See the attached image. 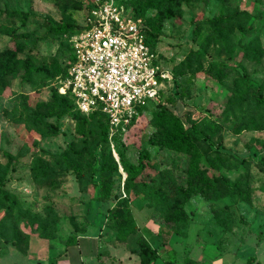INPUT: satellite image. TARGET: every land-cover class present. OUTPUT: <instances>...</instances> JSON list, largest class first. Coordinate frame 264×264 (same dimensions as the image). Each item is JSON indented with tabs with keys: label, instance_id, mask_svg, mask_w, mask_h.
Instances as JSON below:
<instances>
[{
	"label": "rangeland",
	"instance_id": "374dc122",
	"mask_svg": "<svg viewBox=\"0 0 264 264\" xmlns=\"http://www.w3.org/2000/svg\"><path fill=\"white\" fill-rule=\"evenodd\" d=\"M132 2L129 14L160 37L154 52L169 78L156 99L159 105L147 106L127 132L109 139L55 92L56 76L70 63L72 32L84 22L85 2L0 0V254L13 257L3 264L24 261L31 238L60 251L93 223V232L108 223L102 235L107 247L115 245V217L108 214L120 194L131 200L137 222L153 225L155 233L185 228L190 220V249L168 250L176 262L189 264L191 257L203 255L196 240L213 250L228 246L243 261L264 240V113L245 86V81L261 85L264 94V0H164L160 8H136ZM61 24L71 28L56 33L53 27ZM27 60L32 64L24 71ZM43 64L49 73H37ZM165 117H178L185 127L194 123L192 135L206 139L202 148L229 157L230 163L210 168L208 175L223 171L239 182L236 196L210 202L194 194L185 202L180 190L189 186L190 156L164 139ZM140 159L144 167L133 185L128 173ZM201 164L208 165L205 159ZM97 186L111 189L108 201L95 200ZM86 237L69 248L71 258L80 250L89 264L99 243ZM155 239L161 238L153 236L151 243ZM121 251L102 253L116 260Z\"/></svg>",
	"mask_w": 264,
	"mask_h": 264
},
{
	"label": "built area",
	"instance_id": "2783aa9c",
	"mask_svg": "<svg viewBox=\"0 0 264 264\" xmlns=\"http://www.w3.org/2000/svg\"><path fill=\"white\" fill-rule=\"evenodd\" d=\"M83 1L84 22L71 36L72 59L57 87L73 97L81 113H103L111 139L127 132L159 97L169 72L147 44L141 20L129 14L123 0Z\"/></svg>",
	"mask_w": 264,
	"mask_h": 264
},
{
	"label": "trees",
	"instance_id": "16d2710c",
	"mask_svg": "<svg viewBox=\"0 0 264 264\" xmlns=\"http://www.w3.org/2000/svg\"><path fill=\"white\" fill-rule=\"evenodd\" d=\"M132 0H123L125 6L127 7L128 4ZM132 3H136L137 7H148V6H157L162 7L164 4V0H133ZM128 8V7H127ZM70 24H61L53 27V30L56 33H62L67 29H70ZM81 29L80 27L74 28L72 34L77 33ZM145 35H146V42L150 46L151 49H154V43L159 40V35L151 30L144 29ZM18 50H22L21 47ZM198 52L206 56L205 52L202 49H198ZM70 60L72 59V50L70 47ZM1 55H6V52H3ZM14 52L12 51L10 53L9 62L10 64H14L16 61V58L14 57ZM31 61H26V68L24 71H28V68L31 66ZM69 66V65H68ZM32 68V67H31ZM68 68V67H67ZM243 69V76L246 75L245 69ZM50 69L47 67L46 64H43L41 67L37 69V73L39 74H47L49 73ZM67 73V69L64 73L57 75V81L64 77ZM13 74H17L13 73ZM245 86L247 87L246 91L250 88L252 89V92H250V97L252 98V102L255 105V108L262 111L264 113V94H263V88L261 85L253 86L251 83H248L245 81ZM245 91V93H246ZM55 92L60 97H67L70 99L72 104L75 106L74 99L69 94H61L58 91V87L56 86ZM155 101V103H154ZM157 100L150 101L147 106H156L159 105L160 102H156ZM77 110V108H76ZM141 109H139L140 111ZM162 110H166L165 107H162ZM78 111V110H77ZM167 111V110H166ZM80 114L83 115L86 119H92L96 129L98 130V133H100L101 137L108 138V122L103 113L100 111H93L89 114H83L80 111H78ZM164 120L167 121V124L165 123L164 126H162V131L164 132V139L166 142L171 144L172 147L177 148V150L186 153L190 156V166L191 171L188 175V183L189 186L181 188V193L183 194L185 202L190 199L191 196L194 194H201L204 196V198L211 201H220L225 200L227 197H234L236 196L240 191L238 188L241 186L239 182H232L231 179H228L225 177L222 172L219 174H212L211 176L208 175L210 168L221 167L223 168L225 164L230 163L229 157H227L224 153L217 150H211V149H204L201 147V144L205 145L206 139L194 136L192 135V132H196V125L193 123L192 125H188L187 127L183 126L182 121L178 117H168L164 118ZM135 121V118L133 119V122ZM162 125V124H161ZM160 123L156 124L157 127L161 126ZM207 146V145H206ZM71 152L77 156L82 155V151L78 150L75 151L74 149L71 150ZM201 157H204L208 165L201 164L202 160ZM236 160V159H235ZM144 167V160L140 159L138 166L134 168L132 171H129L128 173V179L133 181L137 176V173L140 169ZM221 170V169H220ZM131 181V182H132ZM199 183L201 186H203L198 190L197 186L194 187V183ZM125 183V182H124ZM134 183L133 185H135ZM97 195L95 197L96 201L105 202L110 199L109 192L111 191L110 188L103 189L102 186H97ZM116 205L109 209L108 216H113L112 222L114 221V228L112 229L115 234V240L118 242H124L128 245V247L131 249L130 251L134 253L138 258L139 264H155L156 261L159 259V252L157 248L152 247V245L148 242V240L138 233V227L136 224L135 216L133 215L130 203L131 200L128 199L127 195L122 196L121 194L116 199ZM184 210V209H183ZM182 213H186L185 211ZM216 213V211H214ZM217 214V213H216ZM216 214L213 215V218L216 219ZM106 220V219H104ZM216 221V220H215ZM111 222V221H110ZM217 223V222H216ZM190 220L187 223V226L185 228H179L176 227L175 229H161L160 233L165 238H163L161 245L167 244V239L170 236H176L185 238L188 235V227L190 226ZM104 225H108V223H104ZM233 227V225H232ZM228 230V229H227ZM84 232L85 230H80ZM81 232V233H82ZM74 242H70L69 240H66L65 244L66 246L74 244L77 240V235L74 236ZM27 243L25 244V250L27 249ZM16 246V245H15ZM18 248V246H16ZM222 248V247H219ZM248 263H252L253 259L249 258L247 259ZM187 263H189L187 261ZM165 264H176V261L169 258V261H166Z\"/></svg>",
	"mask_w": 264,
	"mask_h": 264
},
{
	"label": "crops",
	"instance_id": "0c3cea01",
	"mask_svg": "<svg viewBox=\"0 0 264 264\" xmlns=\"http://www.w3.org/2000/svg\"><path fill=\"white\" fill-rule=\"evenodd\" d=\"M93 224H89L84 232L77 235V240H80L82 238H85V236H87L89 237V240H91L92 242L96 241L97 245L99 243V245L97 246V249L92 250L89 253V258H90L89 264H109L110 262H112L113 264H139L137 256L130 251L131 249L128 247L126 243L118 242L115 245L112 244V245H108L109 247H107L105 243L106 242V239L104 237L105 235H102L104 234L103 229L106 228L105 225L103 223L102 225L100 224L99 227L97 228L95 227L96 231L93 232V230L92 231L90 230V227ZM136 224L139 230L138 232L148 240V242L152 245V247L157 248L158 245L161 246V242L164 237L161 234L155 233L153 231V227H152L153 225H150L149 223H145V224L143 223V225H141L137 222V220H136ZM190 232L191 231L189 227L188 235L185 238L170 236L167 239V245L161 246L162 249H164L165 255L163 256L159 255V259L156 261L155 264H165L166 261H169L168 250L169 252L172 249L177 251L178 250L177 248L180 247L181 250L184 251V248L186 246H188L187 249H190V246L186 242L190 238L189 236H191ZM153 236H156L157 238H161L160 241H157V239H155L157 243L155 244L151 243L150 238H153ZM199 241L196 240L197 243H194V244L198 245L200 248L203 247L202 248L203 250L201 253L203 255L200 257H191L190 258L191 262H189V264H240V259L242 261L244 260V258L241 257L240 253L235 252V250H232L228 246L223 245L222 248H218V249L214 248L213 250L210 246V243L203 241V240H199ZM201 241H203V243H201ZM109 248L111 249L112 248H116V249L122 248V251L120 253L121 255H119L116 258V260L110 259V257H108L106 253L105 255H104V252L102 253L103 250L105 249L109 250ZM262 248H264V240L259 242L253 247V251H252L253 258L251 257L253 259V262L251 264H263L264 263V251H262L263 250ZM78 251H79L78 254L76 252L73 253L72 251L73 256L71 258V251H70L69 245L66 246L65 244L62 250L54 251L53 249L48 247V244L40 240H37L35 238H31L27 243V249H26L27 253L26 252L22 253L24 255L23 256L24 261L21 260L20 264L21 262L25 264L26 260L28 261L31 259H36V262H39V264H85V257L87 256L81 255L80 250ZM7 256H10V255H8V253L6 254V256H3V254H0V264H3L2 262L5 261L4 258H6ZM11 258H13L12 255L10 256V259ZM6 261H8V259H6ZM246 261H243V262H246ZM8 262H9L8 264H16L17 261L11 260ZM176 264H183V263L177 261Z\"/></svg>",
	"mask_w": 264,
	"mask_h": 264
}]
</instances>
